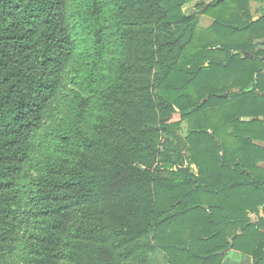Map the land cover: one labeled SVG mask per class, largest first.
Listing matches in <instances>:
<instances>
[{
  "label": "trees",
  "instance_id": "16d2710c",
  "mask_svg": "<svg viewBox=\"0 0 264 264\" xmlns=\"http://www.w3.org/2000/svg\"><path fill=\"white\" fill-rule=\"evenodd\" d=\"M193 1L85 0L75 24L97 61L106 3L118 20L103 136L56 130L69 156L23 185L73 27L66 0H0V259L20 243L32 264H120L155 250L167 264H226L231 252L264 264V7L258 18L251 8L264 0L184 11ZM90 103L76 104L78 121Z\"/></svg>",
  "mask_w": 264,
  "mask_h": 264
},
{
  "label": "rangeland",
  "instance_id": "374dc122",
  "mask_svg": "<svg viewBox=\"0 0 264 264\" xmlns=\"http://www.w3.org/2000/svg\"><path fill=\"white\" fill-rule=\"evenodd\" d=\"M199 1L209 2L210 0H194L193 3H188L184 6V11L188 13L195 9L196 3ZM84 3L85 0H66L65 2L63 10L73 27L72 35L75 52L65 67L57 94L43 114V126L32 142L28 160L25 162L21 174L23 185L29 182L31 176L43 173L46 165L69 156L66 148L62 147L61 141L57 138L56 130H70L74 127L92 137L103 136L98 131L99 125L107 116V113L102 109V103L104 95H106L105 91L110 87L114 78L109 69V64L115 62L121 55L117 39L113 36L114 28H112V25L114 26L118 20L117 16L113 15V5L106 3L104 5L103 21L107 23V30L105 45L103 46V58L97 61L89 50L87 36L83 31L84 26L81 27L79 24H75L82 21L81 12L84 10ZM256 11L259 12V10ZM124 18L127 19V16L124 15ZM238 39H241V37ZM151 97L157 100L154 92ZM88 98L91 100L90 107L85 113L84 120L78 121L76 104ZM138 103L140 108L144 109L143 104ZM128 110L133 115L138 113L137 108L133 105L128 107ZM179 120L180 115L174 113L168 123L175 129V123ZM181 133L183 135L187 134V125L185 123ZM161 141L165 143L166 138L163 137ZM161 149L163 150V146ZM260 216H264V214L261 213ZM252 217L254 219L255 215ZM141 260L122 262L120 264H167V257L160 250L145 253ZM225 263L248 264L250 260L231 252L228 254ZM0 264H32V258L19 243L10 255L0 259ZM63 264L72 263L64 261Z\"/></svg>",
  "mask_w": 264,
  "mask_h": 264
},
{
  "label": "crops",
  "instance_id": "0c3cea01",
  "mask_svg": "<svg viewBox=\"0 0 264 264\" xmlns=\"http://www.w3.org/2000/svg\"><path fill=\"white\" fill-rule=\"evenodd\" d=\"M210 2H211V0L209 2H205V3H210ZM255 6H257L256 9H255ZM263 7H264V5H261V4H258V3H254V2L251 3L252 13H253L254 17L258 18L261 15V12H262ZM256 10H259V12H257ZM199 22H200L199 23V26L200 27L207 29V28H209V27L212 26L214 20L211 19L208 16L201 15L199 17ZM259 119L261 121H264V117L259 118ZM253 120H256V118H242V121H253ZM261 166L264 168V163H262ZM235 254H237V253H235Z\"/></svg>",
  "mask_w": 264,
  "mask_h": 264
},
{
  "label": "water",
  "instance_id": "95a60500",
  "mask_svg": "<svg viewBox=\"0 0 264 264\" xmlns=\"http://www.w3.org/2000/svg\"><path fill=\"white\" fill-rule=\"evenodd\" d=\"M238 53H239L238 51L235 52V54H238Z\"/></svg>",
  "mask_w": 264,
  "mask_h": 264
}]
</instances>
